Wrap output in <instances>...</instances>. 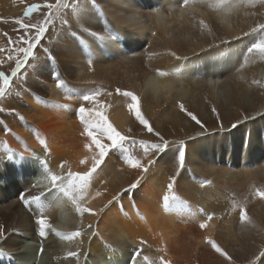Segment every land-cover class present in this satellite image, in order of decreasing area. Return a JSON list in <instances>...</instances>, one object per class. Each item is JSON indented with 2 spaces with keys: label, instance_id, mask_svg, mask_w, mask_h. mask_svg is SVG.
Listing matches in <instances>:
<instances>
[{
  "label": "bare ground",
  "instance_id": "bare-ground-1",
  "mask_svg": "<svg viewBox=\"0 0 264 264\" xmlns=\"http://www.w3.org/2000/svg\"><path fill=\"white\" fill-rule=\"evenodd\" d=\"M259 1L236 0L235 5H221L219 0H199L182 7L181 0H95V4L93 0H78V11L84 12L82 24L85 27L102 36H107V30L111 29L119 33L121 39L99 41L89 32H84L85 42L80 51L73 44L74 48L69 52L64 51V41L61 42L58 30L57 39L52 44L56 48H50L47 53L50 52L52 58L58 55L56 64L51 59L53 64L50 65L43 54H38L39 60L30 68L33 74L28 80L31 91L23 87L14 101L10 97L0 99V161H3L0 163V225L5 228L6 237L0 239V264H35L39 254L38 245L30 242L43 246V264H129L136 248H142L139 264H159L161 256L170 264H264V257L260 256L264 252V198L255 197L258 201L255 205V200H249L257 189L262 190L253 184L259 179L264 182V57L260 58L258 53H247L252 43L243 35L257 24L251 15L253 9H250ZM97 8H101L103 14ZM75 16L72 9H67L64 18L77 26L73 29L76 34L82 28ZM128 17H135L140 25H125L124 20ZM200 20L210 26L211 32L201 27ZM149 33L165 41L167 49L170 46L167 52L174 51L178 56L188 59L177 60L161 49L165 54L162 55L158 50L162 56L156 59L153 55L155 59L151 57L149 62L136 63L137 60L134 63L133 57L127 60L129 58L126 56L129 55L123 54V48L131 49L140 44L138 40L143 37L147 39ZM219 37L224 38V41H220ZM103 52H114L117 59L121 57L124 60V64H117L123 74L120 76L118 72L116 81L119 82L122 77L125 84L120 87V83L117 85L116 82L107 85L112 89V98L120 97L114 86L122 89L130 84V88H135L139 80V107L145 117L153 118L152 126L158 131L167 128L169 134L173 133L169 137L173 141L181 139L183 129L187 130L185 138H194L184 143L185 168L180 171L174 186L187 202L186 206H170L167 210L163 206V195L167 191L169 178L176 173L177 165L172 172L169 167L165 169L159 165L168 163L170 160L165 159L170 156L163 155L157 159L149 171L142 175L139 169H132L123 160H118L115 150L97 170L88 190L89 195L82 202L83 207L92 209L91 213L81 215L62 194L48 193L50 182L44 162L48 170L57 174L68 168L82 172L91 165L94 152L84 147L85 136L81 135L83 126L75 113L81 105L80 94H89L95 82L109 83L111 80L108 81V78L114 77L109 74L110 69L99 64ZM53 72L60 74L59 79L65 82L62 86L58 87L56 80L50 79ZM136 72L139 73L137 78ZM160 72L165 75H160ZM12 83H19V79H13ZM41 91L46 92V97L39 95ZM134 91L138 92L137 89ZM111 99L104 100L101 97L105 115L118 130L129 131L133 126L131 115L134 113L127 107L131 103L130 98L125 97L121 101V97L115 102ZM222 101L226 103L225 113L221 112ZM180 103L197 116L206 131L214 129L215 119H222L223 125H230L244 120L245 116L258 115L239 123L229 133L207 135L200 125L193 123L180 110ZM213 107L216 113H213ZM201 108L204 116L200 115ZM176 131L178 134H174ZM41 139L47 144V152L40 143ZM74 144L78 145V149L72 148ZM10 153L12 162L8 161ZM19 153H24L26 159L20 160ZM85 156L89 158V163L81 165L79 161ZM225 157L232 164H238L239 173L237 169L229 171L226 163L223 168L214 166V160L217 159L220 164ZM148 158L152 157L143 158L144 164ZM257 160L263 163L256 168H252V165L250 169L247 167V164L256 163ZM64 162L62 170L60 165ZM198 166L204 167L202 171L213 170L214 184L202 185V181L207 182V179L200 174L196 176L201 171ZM191 168L199 170L198 173L196 170L194 172L198 179L195 180L200 179V182L193 184L185 178L183 171L190 173ZM257 169H262V172L257 173ZM259 175L261 178H258ZM137 179H140L137 188L125 192L124 189ZM241 179L251 186L252 195L248 200L253 203V206L248 207L244 204L245 209L248 208V220L243 224H249L248 228L255 234V238L248 239L247 245L242 236L236 235L238 231L233 225L240 219L238 208L233 210L235 212L232 214L236 215L230 220L221 214L223 209L235 204L229 200L231 192L223 188L225 182ZM3 182H6L5 186L1 185ZM97 191L101 195L96 196ZM41 193L46 194V203L55 201V206L45 209L52 228L65 234L80 231L79 237L69 240L57 236L51 230H47L44 238L38 235L35 218L39 210L35 204L30 208L25 206L20 197ZM120 193L123 194L119 200L113 201V197ZM109 201L113 202L109 204ZM207 214H213V218L207 221L206 228L201 229L199 224L207 220ZM218 225L222 232L217 234ZM208 239L214 240L231 257V261L217 253L206 242ZM27 240L29 244H26ZM140 241L145 243L141 245ZM234 248L240 250L233 255L231 252ZM70 252L78 255L69 256ZM145 256L148 261L143 259Z\"/></svg>",
  "mask_w": 264,
  "mask_h": 264
},
{
  "label": "snow or ice",
  "instance_id": "snow-or-ice-1",
  "mask_svg": "<svg viewBox=\"0 0 264 264\" xmlns=\"http://www.w3.org/2000/svg\"><path fill=\"white\" fill-rule=\"evenodd\" d=\"M199 0H181V6L187 7L190 3H197ZM236 0H219L221 5L233 4L235 5ZM93 4H95V0H93ZM264 6V5H262ZM71 8L74 13H76L75 20L77 24L82 28L83 31L89 32L91 36L96 38L99 41H120L121 35L111 29H108L107 36L99 35V33L95 31H90L87 27L82 24V17L84 12L78 11V0L73 3H69V0H55V3L45 2L43 5L32 4L28 6L24 12V16H31L33 13L39 11L40 9H45L43 12V20L39 23H25L23 19H16L14 22L19 26V29H22L24 35L19 36L16 40H13L9 37L8 43L9 45H16V47L10 48L8 59L15 60V67L12 69L11 75L6 74L3 71H0V98L6 96L7 91L13 81V78L17 77L19 73H21L22 69L26 70V66L29 65V61L38 60L39 57L35 53L41 40L45 37L46 33L49 30V27L55 28L54 21L57 18H60L62 24L68 23L63 19L62 13L65 9ZM97 11H100L103 14L101 8H97ZM200 25L204 29H208L211 32V28L205 21L200 20ZM125 25H135L139 26L140 22L135 17H128L124 20ZM32 30H35L34 33ZM251 33H259L258 39L255 40L254 43L251 44L250 47L247 48V53H258L260 57H264V23H257L254 28L250 30V32L243 33L244 36H248ZM154 34V33H153ZM7 35V33H5ZM73 35H76L73 33ZM239 39V37H236ZM4 49L0 48V52H3ZM15 53V56L12 53ZM44 52L47 54L48 49L45 48ZM170 55L175 57L177 60L186 61L187 57L178 56L175 52H171ZM51 59H54L50 57ZM89 64L92 63L91 60L88 61ZM176 71H180L177 69ZM53 79L57 81V86H62L65 82L59 79L60 74L58 72H53ZM160 75H165V73L160 72ZM254 83H259V81H254ZM67 91V88L65 89ZM116 92L126 98H130L131 103L127 105L130 111L134 112L136 120L143 125L145 129L149 133H152L154 136L158 137V142H151L148 140H135L133 137L122 134L108 119L104 112V104L99 100V96L101 93L99 91H94L89 94L83 95L80 97L83 101L90 104V107H85L82 103L78 109H76V116L79 119L81 125L83 126V131L81 133L82 136H85L87 139V143L84 147L91 152H94V155L91 158V165L87 167V170L82 172H74L70 168L67 171H61L59 174L51 172L47 168V163L44 162L45 170L48 171V179L50 182V188L48 189V193L51 194L53 192L62 194L63 197H66L71 203L75 206L76 211L83 215L84 213H91L92 209L83 207L82 202H84L88 195L89 189L92 185L94 175L97 173V170L104 163L105 158L109 156L111 152L114 150L122 153V160L124 164L128 165L132 169H139L141 174L147 173L149 171V167L156 163V160L161 157L162 154H165L172 145L176 144L177 141H169L165 139L159 132L155 131L150 122L144 117L142 114L139 104V97L131 92V91H122L117 88ZM111 95V93H108ZM63 107L67 108L68 105H63ZM180 110L185 112L197 125H200L201 129L206 131L204 124L197 118V116L188 111L183 103L179 104ZM213 113H216L217 110L215 107L212 108ZM253 117H244V121L248 119H252ZM23 119V117H20ZM217 119H219V114L217 113ZM243 121H237L232 124V127L235 128L239 123ZM5 131H9L5 129ZM40 143L45 147V151H48L47 144L44 140H40ZM128 144L131 145H139L142 149L143 157H152L147 159V163H142V158H137L133 156L129 152ZM179 151L178 155L175 157L176 159V174L169 178V183L167 185V191L163 195V206L165 210L171 207H180L186 206L187 202L184 201L180 195L175 190V182L177 176H179L180 171L185 168V159H186V150L184 148V141H179ZM20 160L26 159L24 153H19ZM12 155L9 154L8 161L12 162ZM3 163V161H0ZM65 163H61L60 167L63 170ZM81 165H88L89 158L85 156L83 159L79 161ZM140 184V179H137L134 183L130 184L127 189H124L125 192L131 191L132 189L137 188ZM35 187V185H33ZM113 197V201H118L120 195ZM258 197L264 198V191L259 189L256 190L255 193ZM96 196L101 195L99 191L96 192ZM43 198V199H42ZM94 198V197H93ZM25 206L29 207L32 204L36 205V208L39 210V214L35 218V224L38 226V235L41 238L46 237L47 230H51L57 236H64L65 239H73L75 237H79L81 235L80 231H75L72 233H60L56 232L52 225L49 223L48 217L45 215V209L55 206V201L51 203H46L47 196L45 193H41L40 195H29L20 197ZM113 201H109L111 204ZM133 207L135 204L133 202ZM203 212V209L200 210ZM213 218V214H207V220L201 222L199 227L204 229L207 227V221H210ZM248 220V216L246 210L241 207L240 208V221L243 223ZM91 227V226H89ZM5 237V228L3 225H0V239ZM211 247L219 253L221 256L225 257L227 260L231 261V257L221 249L217 243L208 239L206 241ZM145 241H140V244L143 245ZM43 251V248H41ZM164 251V250H162ZM142 248H136L133 250L132 257L130 259L129 264H139V259L141 256ZM2 254V253H0ZM69 256H77L78 254L75 252H70ZM261 257H264V252L260 253ZM145 261H148V257H143ZM259 259V257L257 258ZM159 264H170V261L166 260L163 256L159 257Z\"/></svg>",
  "mask_w": 264,
  "mask_h": 264
},
{
  "label": "rangeland",
  "instance_id": "rangeland-1",
  "mask_svg": "<svg viewBox=\"0 0 264 264\" xmlns=\"http://www.w3.org/2000/svg\"><path fill=\"white\" fill-rule=\"evenodd\" d=\"M76 0H69V3L71 4V3H73V2H75ZM45 2H48V3H55V0H5V1H2V0H0V48H2V49H4V51L3 52H0V71H3V72H5L6 74H8V75H11V72H12V69L15 67V60L13 59V60H9L7 57H8V55H9V49L10 48H13V47H16V45H9V43H8V40H9V37H11L13 40H16L19 36H21V35H24V32H23V30L22 29H19V26L14 22L16 19H23L24 20V22L25 23H39L40 21H42L43 20V12L44 11H46L45 9H40L39 11H37V12H35V13H33L31 16H28V17H26V16H24V12H25V10H26V8L28 7V6H30V5H32V4H39V5H43ZM262 5H264V0H260L258 3H257V5H255V7L254 6H252L251 7V9L250 10H252L251 11V15L253 14V17H254V19L256 20H254L256 23H264V10H262V9H264V6H262ZM68 10H71V8H69ZM260 10V11H259ZM263 11V12H262ZM66 12H67V9H65L64 11H63V13H62V16H63V19L65 20V18H64V16L66 15ZM65 14V15H64ZM263 16V17H262ZM260 19V20H259ZM68 23V25L66 24H62L61 23V20H60V18H57V19H55V21H54V24H55V28H53V27H49V30H48V32L46 33V35H45V37L41 40V43H40V45H39V47L36 49V50H34L35 51V53L38 55V54H43L44 55V57H46V59H48L49 61V64L50 65H52L53 64V62L56 64V61L58 60V55H57V57H54V59H52V61H51V56H50V52H49V54H44L45 52H44V49L45 48H47L48 50L50 49V48H53V49H55L56 48V46H52V44L55 42V40L57 39L56 38V34L58 33V30H59V32H60V38H61V42L62 41H64V43H63V46L65 47L64 49V51H69V52H72V49L74 48H72V46H74L73 44H75L76 45V49H78L79 51H80V49H81V47L84 45V42H85V39L83 38L84 37V32L85 31H83V33H82V30L81 31H79V30H77V33H76V35H73V33H75L74 31H73V29H76L75 27H77V26H74V24L72 23L71 24V22L70 21H67ZM69 26H71L72 28L70 29L69 28ZM218 26V25H217ZM65 28V29H64ZM33 31V33H34V31L35 30H32ZM72 32V33H71ZM5 33H7V35H5ZM81 33V34H80ZM71 34V35H70ZM149 37H147V39H144V37L143 38H141V39H139L138 40V42L140 43V44H137L136 46H132V47H130L131 49H129V47H128V49L126 48V47H124L123 48V54H126V55H129V56H126V58H129V59H127V60H130V58L131 57H133L134 58V63H135V61H137V60H139L138 62H136V63H141V61L142 62H149L150 61V59H151V57L154 55V57L156 58V59H158L159 57H161L162 55H163V53L165 52L166 54H169L170 52H167V50L169 51V49H170V46L168 47V49H167V44H166V42L165 41H162L161 39H159V38H157V37H155L153 34H151V33H149ZM257 35V36H256ZM71 36V37H70ZM82 37V38H81ZM257 37H259V33H252V34H250V35H248L247 36V38H249L250 40H251V42L250 43H253V41L255 42V40L257 39ZM146 38V37H145ZM220 38V37H219ZM224 38H220L219 40L220 41H224L223 40ZM72 40V41H71ZM77 40V41H76ZM84 40V41H83ZM142 40V41H141ZM161 40V41H160ZM161 43V45H163L162 47H160L161 45H159ZM166 46V47H165ZM150 47H152L151 48V50H149L150 49ZM158 47H160V48H158ZM156 48H158L157 50H156ZM161 49H165L164 50V52H163V50L161 51ZM149 50V51H148ZM154 52H153V51ZM158 50L160 51V53H162V55H160V53L158 52ZM171 50H173V48H171ZM170 50V51H171ZM43 51V52H42ZM157 53H156V52ZM144 52V53H143ZM149 52V53H148ZM153 54H152V53ZM171 52H174V51H171ZM104 54H101V55H103L102 56V59H101V63H99V64H101V66H105L107 69H110L111 71H109V74L111 75V74H113L114 75V77H110V78H108V81H110L111 80V82H109V83H107V82H105V81H101V82H99L98 83V81L97 82H95V84H94V87L91 89V91L89 92V93H91V92H94V91H99V92H101V95L99 96V100H101V97H103V99L104 100H110L112 97H111V95H108V93H110V91L112 90L111 88H110V86H107L108 84H110V83H113V82H116L117 83V85H119L118 83H120V85H119V87L122 85V84H125V83H123V79H122V77H121V80L118 82V81H116L117 79H118V77L116 76V74L119 72V73H121V75L120 76H122V74H123V70H121L122 68L120 67V66H118L117 64L118 63H121V64H124L123 63V59L120 57V58H116V54L114 53V52H112V53H110V54H107V53H105V52H103ZM143 53V54H142ZM156 53V54H155ZM159 53V54H158ZM164 53V54H165ZM137 54V55H136ZM139 54V55H138ZM151 54V55H150ZM12 55L13 56H15V53L13 52L12 53ZM142 55V56H141ZM158 55V56H157ZM2 56V57H1ZM137 56H139V57H141V58H139V57H137ZM135 57H137V58H135ZM3 58V59H2ZM92 58V57H91ZM115 58V59H114ZM155 58H153L152 57V59H155ZM261 58V57H260ZM57 59V60H56ZM39 60V59H38ZM38 60H31L30 59V61H29V65H27L26 66V70L25 69H22L21 70V73H19L18 74V76L17 77H15V78H17V79H19V83H17V84H14L13 85V83H11V85H10V87H9V89H8V91H7V94H6V96L5 97H3V99H5V98H7V97H10V100H12V101H14L15 100V97L17 98V96L19 95L18 93L20 92V90L23 88V87H27V89L28 90H30L31 91V89L29 88V85H28V80L29 79H31V77H32V72L30 71V68L33 66V63L34 62H36V61H38ZM105 60V61H104ZM121 60H122V62H121ZM126 60V61H127ZM264 60V59H263ZM107 61H109V62H107ZM258 61V60H257ZM128 62H130V61H127V63ZM32 63V64H31ZM106 63V64H105ZM110 63V64H109ZM111 63H113V64H111ZM30 66V67H29ZM105 67H103L104 69H106ZM112 67V68H111ZM28 71V72H27ZM9 72V73H8ZM29 73H31V76H30V74ZM138 72H136L135 73V78H137L138 77V74H137ZM28 75V76H27ZM116 76V77H115ZM29 77V78H28ZM15 78H13V79H15ZM28 78V79H27ZM52 81L54 80L53 79V77H51L50 78ZM105 80H107V79H105ZM113 80V81H112ZM22 82H24V83H22ZM55 82H57V81H55ZM105 82V84H103ZM27 83V85L25 86V84ZM138 83V84H137ZM137 85L135 84V88L138 90V92L136 93L134 90H136L135 88H133V86H132V88H130V84H129V87H127L126 86V88H123L122 87V91H131V92H133V93H135L136 95L137 94H139L140 92H141V86H140V81L138 80L137 81ZM100 84V85H99ZM103 84V85H102ZM13 85V86H12ZM22 85V86H21ZM115 87V89L116 88H118V87H116V86H114ZM41 88V87H40ZM106 89V90H105ZM110 89V90H109ZM109 90V91H108ZM144 90V89H143ZM116 91V90H115ZM145 91V90H144ZM252 90L250 89V91L249 92H251ZM108 92V93H107ZM41 94H39V95H41L42 97H46V92H44V91H41L40 92ZM105 93H107V94H105ZM87 94V93H86ZM142 94H143V91H142ZM144 94H145V92H144ZM83 95H85V93H82V94H80V97H82ZM103 95V96H102ZM120 95V94H119ZM19 97V96H18ZM121 97H122V99H121ZM125 97L124 96H122V95H120V97H116V98H112L111 99V101H116V100H119V99H121V101L124 99ZM0 99H2V98H0ZM126 99H128V98H126ZM80 104H84V103H86V104H84L85 105V107H88L90 104H88L87 102H85V101H83L82 99H80ZM117 102H119L120 103V101H117ZM243 102V101H242ZM218 104V103H217ZM222 105V106H221ZM220 105V107H222L221 108V112L222 113H225V107H226V103L225 102H223L222 101V104ZM141 112H143L142 114L144 115V117H145V113H144V111H142L141 110ZM203 113H204V111L202 110V108H201V112H200V115H202V116H204L203 115ZM1 114V113H0ZM76 114V113H75ZM133 115V116H132ZM132 115H131V121L133 122V126L130 128V130L129 131H126V130H119L121 133H123L124 135H127V136H130V137H133L135 140H137V141H139V140H148V141H151V142H158V140H159V138L158 137H156V136H154L152 133H149L148 131H147V129H145L144 127H143V125H141L136 119H135V115H134V113H132ZM258 115V114H257ZM257 115H255V114H253V115H251L252 117H256ZM9 117L7 116L6 117V119H8ZM147 120H149L150 118L149 117H145ZM79 120V119H78ZM134 120V121H133ZM153 118L152 119H150L149 120V122H151L150 124L151 125H153ZM192 120V119H191ZM207 121V120H206ZM214 122H216V124L214 125V129H211V130H207L206 132H205V134H207V135H210V134H216V133H218V132H223V133H225V132H231V131H233L234 130V128L231 126L232 124H230V125H223V123H222V119L221 120H219V121H217L216 119L215 120H213ZM241 121H243L244 122V120H241ZM80 122V121H79ZM193 123H195V121H192ZM230 126V127H229ZM135 127V128H134ZM153 127V126H152ZM154 128V130H156L155 129V127H153ZM135 129V131H133ZM167 128H165V130H166ZM161 130V131H160ZM159 131H158V128H157V132H159L161 135L163 134V137L166 139V138H168L167 140H169V141H173V140H171V138H169V137H171L172 135L171 134H173L172 132H171V134H169L168 132H169V130L168 131H165L164 129V131L162 130V129H160ZM186 129H183V130H181V132H184V133H182V134H180V136H181V139H176L175 141H177V143L176 144H174V145H172V147L165 153V154H162L161 155V157L160 158H162L163 157V155H165V156H170L169 157V159L167 158V159H165V160H170V161H168V163L167 162H164L163 164H158L159 165V167L161 168H165V169H167L168 167V169H171V172H172V170H174V166L176 165V159H172V158H175L177 155H178V151H179V147H180V145H179V141H184V139H185V141H184V143H186V142H188L189 140H193V139H191V137H186L185 138V132L187 131H185ZM162 132V133H161ZM174 134H178V132L176 131ZM177 137H179V135L177 136ZM83 139V138H82ZM82 139H79V140H82ZM86 139V137L83 139V142L84 143H87L88 141H87V139ZM242 139H243V137H242ZM77 144V143H76ZM78 145H79V143H78ZM78 145H75L74 144V146L72 147L73 149H78V147H76V146H78ZM128 147H129V152H130V154L131 155H133V156H135L136 155V157L137 158H142L143 156V152H142V149L139 147V145H131V144H128L127 145ZM74 147H76V148H74ZM116 151V150H115ZM112 153V152H111ZM110 153V154H111ZM135 154V155H134ZM170 154V155H169ZM117 159L118 160H122V153H120L119 151H117ZM140 155H141V157H140ZM139 156V157H138ZM144 158V157H143ZM143 158H142V163H143ZM264 160V159H263ZM212 161V160H211ZM223 161L224 162H221L220 164H218L219 163V161L216 159V160H214V162L216 163L214 166H216V167H218V168H223L224 166H225V164L224 163H226V166L228 167V169H230L229 171H235L236 169H237V171H238V173H239V168H238V164L237 163H234V164H232L229 160H227V158L225 157L224 159H223ZM213 162V161H212ZM166 163V164H165ZM261 163H263L262 161H256V163H252L251 162V164H247V167L250 169V167H251V165H252V168H256V166H259ZM170 164H172V166L170 165ZM164 165V166H163ZM168 165H170V166H168ZM166 166V167H165ZM214 166L212 167L213 169H214ZM171 167V168H170ZM176 167L177 166H175V170H176ZM200 169L201 168H204V167H202V166H198ZM160 168H158L159 170H165V169H160ZM192 169V168H191ZM183 170V169H182ZM181 170V171H182ZM196 170V169H195ZM194 170V168L191 170V172L189 173H187V172H184L183 171V173H184V175H185V178H187L188 179V181H191V183H196V182H200V179H199V181H196L195 179H197V177H198V175L200 174V176H204V177H206V179H207V182H204L203 183V181H202V185L203 186H205V184L206 183H209V184H214V182H215V178H214V172H213V170H210V172H209V170L207 171V170H205V171H207V172H205V171H202V169H201V171H202V173H200L199 172V170H196L195 171ZM193 171V172H192ZM199 172L198 174H196L195 172ZM254 171V170H253ZM170 172V173H171ZM204 172H205V175H204ZM258 172H262V169H257V173ZM207 173V174H206ZM176 174V173H175ZM195 174H196V176H195ZM255 174H256V172H255ZM192 175V176H191ZM195 176V178H194V176ZM199 176V177H200ZM239 176V175H238ZM180 177H181V175H180ZM258 178H261V175H259L258 176ZM193 179V180H192ZM262 179H264V178H262ZM198 180V179H197ZM10 181V180H9ZM257 182L259 183V184H257ZM260 182H261V184H260ZM6 182H3V183H1V185H4ZM262 183H264V182H262V180L261 179H259L258 181H256L253 185H257L259 188H262V190L264 191V184H262ZM261 185V186H260ZM5 186V185H4ZM224 189H227V191L229 190L231 193V195H230V197H229V200L231 201V203L233 204V203H235V204H233L231 207L229 206V208L228 209H223L222 211L223 212H221V214L223 215V217L225 218V219H229L230 220V218H232V217H235V213H233L232 214V212H235L236 211V208H238V210L237 211H240V208L241 207H243L244 209H245V206H244V204H246V206L248 207V206H253V203H254V205L255 204H257L258 203V201H257V199H258V197H257V195H255V194H253L254 196H251L252 195V193H251V195H250V192H251V186H249V185H246V183L241 179V180H238L237 182H230V183H228L227 181L225 182V185H224V187H223ZM261 190V191H262ZM246 196V197H245ZM249 196H251L250 197V199H249ZM242 197V198H241ZM244 197H245V199L248 201V203H247V201H244L243 202V200H245L244 199ZM253 197V198H252ZM255 197H257V199L255 198ZM252 198V199H251ZM260 198V197H259ZM251 200V201H254L253 203H250L249 202V200ZM242 200V202H240ZM210 201H212V200H210ZM240 202V203H239ZM255 202H257V203H255ZM242 203V204H241ZM250 203V205H247V204H249ZM228 204V203H227ZM217 205V204H216ZM229 205V204H228ZM233 208V209H232ZM260 208V207H259ZM235 209V211H233ZM247 209L248 208H246L245 210H246V212L248 213V211H247ZM228 211H231V213H229ZM264 211V210H263ZM228 213V214H227ZM254 214V213H253ZM233 215V216H232ZM255 216V215H254ZM263 216H264V214H263ZM263 222H264V218H263ZM238 223V224H237ZM244 223V222H243ZM241 221H240V219L236 222V223H233V225L234 226H236V228H237V234H236V232H235V234L236 235H239V236H242V238L244 239V241H245V244L247 245L248 243H249V240L248 239H250V237L252 238V237H254L253 236V234L254 233H252L253 232V230H252V232L250 231V228H248L249 227V224H248V226H247V224L246 225H244ZM237 224V225H236ZM238 226V227H237ZM218 227H219V225H218ZM218 227H216L215 228V232H216V229L218 228ZM219 230V231H218ZM218 232H217V234L218 233H221L222 232V230H220V227L218 228ZM221 231V232H220ZM251 233H252V235H251ZM255 235V234H254ZM247 236H249V237H247ZM255 238V237H254ZM246 240H248V242L246 241ZM252 241V240H251ZM250 241V243L251 244H253V241L251 242ZM29 240H27V243L26 244H29ZM31 244H33V245H35V244H37L38 246H37V249H38V251H39V254H38V257H37V259L35 260V264H43L44 262L42 261V258H41V256L43 255V254H41V253H43V251H44V249H43V251H41V248H43V246L42 245H39L38 243H33V242H30ZM227 243V242H226ZM40 248V249H39ZM239 250L240 249H238V248H234V250L231 252V254H235V253H237V252H239ZM0 252H1V250H0ZM40 259H41V261H40ZM41 262H43V263H41Z\"/></svg>",
  "mask_w": 264,
  "mask_h": 264
},
{
  "label": "water",
  "instance_id": "water-1",
  "mask_svg": "<svg viewBox=\"0 0 264 264\" xmlns=\"http://www.w3.org/2000/svg\"><path fill=\"white\" fill-rule=\"evenodd\" d=\"M37 176V175H36Z\"/></svg>",
  "mask_w": 264,
  "mask_h": 264
}]
</instances>
